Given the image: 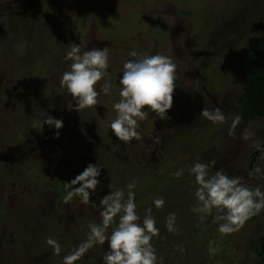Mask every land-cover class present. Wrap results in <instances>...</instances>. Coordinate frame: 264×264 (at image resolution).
I'll return each instance as SVG.
<instances>
[{"label": "rangeland", "instance_id": "obj_1", "mask_svg": "<svg viewBox=\"0 0 264 264\" xmlns=\"http://www.w3.org/2000/svg\"><path fill=\"white\" fill-rule=\"evenodd\" d=\"M181 10L190 13L180 15ZM263 12L264 0H0V264H62L63 256L86 239L89 224L100 222L104 206L95 202L111 191L97 186L89 203L78 196L66 202L63 182L99 161L101 170H112L104 176L114 188L139 178L132 164L154 171L155 178L184 169L176 177L184 200L177 195V204L155 208L152 199L160 194L153 192L145 202L160 229L150 241L157 264H264V209L227 235L216 224L195 229L198 233L176 229L177 238L162 234L170 213L196 206L197 185L188 169L197 160L215 162L210 174L221 170L264 191V119L236 120L234 102L244 52L259 35ZM219 19L226 22L228 46L221 39L225 31L214 26ZM70 43L82 51L107 46L113 88L97 97V105L76 109L73 102L68 108L71 101L60 79L70 63L65 59ZM130 50L171 57L176 87L168 119L150 114L139 122V137L125 142L112 136L108 125L116 115L112 104L119 100L118 79L123 63L132 59ZM193 51H199L200 60ZM206 77L223 84L214 89ZM102 83L97 82L98 91ZM203 107L220 108L224 121L199 118ZM48 115L63 121L58 138L47 125L39 127V119ZM253 158L259 177L249 171ZM136 212L142 221L144 206ZM47 237L59 242V253L45 243ZM210 240L219 246L211 256ZM252 248L262 250L261 259ZM106 250L107 242L94 245L74 264H101Z\"/></svg>", "mask_w": 264, "mask_h": 264}, {"label": "clouds", "instance_id": "obj_2", "mask_svg": "<svg viewBox=\"0 0 264 264\" xmlns=\"http://www.w3.org/2000/svg\"><path fill=\"white\" fill-rule=\"evenodd\" d=\"M66 48L65 59L70 63L62 73L60 84L70 98L68 108L73 102L76 109L97 105V97L101 93L110 95L113 88L107 78V46L82 51L79 44L70 43ZM128 56L132 59L123 63L118 79L119 100L112 104L116 115L108 125L112 136L125 142L139 137V122L150 114L161 120L168 119L167 111L172 106V94L176 87V64L171 57L160 53L138 54L135 50H130ZM102 79L98 91L96 85ZM199 118L216 123L224 121L225 116L218 107H203ZM235 119L239 120V117ZM38 123L41 130L45 125L53 129L54 138H58L59 129L63 126L61 119L51 115L40 118ZM214 163L197 160L188 169L197 185L193 194L197 203L192 211L212 214L211 221L217 225V231L227 235L238 231L250 217L264 209V191L259 186L249 187L242 183L240 177L228 176L221 170L210 174V166ZM256 171L259 172V169ZM183 172V168H178L174 175L180 177ZM100 174L101 166L89 163L73 179L63 182L66 189L64 200L67 202L78 196L82 204L89 203L100 184ZM135 186L136 181L133 180L125 186L126 195L124 189L117 188L100 198V204L104 206L100 222L89 224L86 239L63 256L62 264H74L94 245L103 246L105 242L107 250L103 251L101 264H157V253L150 241L160 229L156 227L151 207L145 210L142 222H138L141 218L136 212ZM164 203L163 197L152 199L155 208L162 207ZM200 219L204 216L201 215ZM174 221L175 214L170 213L165 221L170 232L176 231ZM45 243L54 252H60L61 246L53 237H47ZM214 243L211 240L208 243L210 256L219 252V246H213ZM179 250L183 251L182 248Z\"/></svg>", "mask_w": 264, "mask_h": 264}, {"label": "trees", "instance_id": "obj_3", "mask_svg": "<svg viewBox=\"0 0 264 264\" xmlns=\"http://www.w3.org/2000/svg\"><path fill=\"white\" fill-rule=\"evenodd\" d=\"M193 0H188V3ZM86 9L88 8L89 2L86 3ZM90 6V5H89ZM190 11H182L180 12V15H187L189 14ZM224 24H226V22L224 20H218V23H214V26L216 25H220V27L222 28L221 31H225V37L223 36L221 39H223L222 42H226V44L224 46H228L231 41V39H229L230 37L228 36V33H226V29H223ZM259 35L257 37H255L254 39L250 40V43L248 45V47L245 49V64L244 67L241 71V84L237 90V97L234 99L235 102V112L237 114V116L239 117L240 121L244 124L251 122L252 120L255 119H264V12L262 14V21L259 24ZM208 32L210 31L209 27L207 28ZM216 30V29H215ZM220 30L214 31L215 34L219 33ZM212 32V31H211ZM207 35V32H206ZM230 40V41H229ZM212 42L214 40H211ZM232 42V41H231ZM191 44V43H190ZM207 48H205V50H203V52H206ZM225 50V49H224ZM194 52V51H193ZM199 51H195V59H201L198 55ZM191 53V52H190ZM192 54V53H191ZM197 54V55H196ZM204 54L205 56H207V52L205 53H201ZM223 53L221 52L219 54L222 55ZM193 55V54H192ZM212 55V54H211ZM211 55H209V59L211 58ZM198 57V58H197ZM218 57V56H216ZM218 57V58H219ZM211 61V60H210ZM210 63V62H209ZM226 67H225V72L228 69L229 66V61H227L225 63ZM212 73L215 70L214 67H212ZM208 79V80H207ZM205 80L211 81L212 83L210 84L212 88H216L218 86H221V80L220 82H216L215 80L212 81V79L206 77ZM188 122L187 119L183 120ZM252 160V159H251ZM99 166H104L103 164H101V162L99 161V163H96ZM137 166L135 167L134 164H132V169H136L140 174L139 178L138 177H132L133 180L136 181V186L133 189V191L135 192V203L137 205V208H141V206H144V210H146V206H145V202L146 200L151 196V194H153V192L160 194L159 197H163V199L165 200L164 205H172V204H177L178 201H180V197L181 200H184V198L182 197V185L179 184L176 176L174 175V177H171L170 173H165L163 174L160 173V176H157V178H155V174L154 171L153 172H149L146 167L143 166H139V164H136ZM148 166V165H146ZM254 166V164H253ZM253 166H252V170H253ZM108 166L104 167L105 169L101 170V174L98 177V179L100 180V184L98 185L99 188H103L102 191L104 192H108V191H112L115 190L117 188L114 187H110L108 184H105L106 182L110 184L109 180L110 178L108 177V181L105 180L104 175H107L108 173H111V171H106ZM151 167V166H150ZM121 171V173L124 174V172L126 171L125 168L123 167H119L117 168ZM109 170V169H107ZM187 173V172H186ZM116 174H114L113 176L115 177ZM109 176V175H108ZM132 179H128V180H132ZM70 180H67L65 182H68ZM120 181H114V186L119 185ZM126 184V183H125ZM125 184H122L119 188L120 189H124L125 193H127V189L125 187ZM62 185V184H61ZM180 189V190H179ZM101 191V192H102ZM165 193V194H164ZM163 195V196H162ZM179 196V199L176 196ZM103 197V196H102ZM96 205L100 204L99 202H95ZM181 204H183L181 202ZM175 214V228L176 229H181L183 232H197L195 231V229H204L206 225L211 226V227H215V223H212L211 221V217L207 218L205 217L204 220L205 222H202V219H200V217L197 219V215L196 213H194L193 211L190 212H186L185 210L181 211L180 209H176L174 212ZM203 215V213H201ZM213 214H215L213 212ZM201 216V215H200ZM257 215H254L252 217H250L248 220L249 221H254L255 217ZM200 220V221H199ZM140 222V221H139ZM142 222V221H141ZM165 225V224H164ZM165 233L164 236H166V238H173V235L175 237V232H170L166 229V226H164V230L162 232V234ZM177 238V237H175ZM60 240H64L62 238H59ZM261 242H263V239H260ZM252 250H254V252H256L257 256L260 257V259L263 256V252L261 249H257V248H252ZM197 261V260H196ZM201 261V260H200ZM201 264H204V261H201Z\"/></svg>", "mask_w": 264, "mask_h": 264}, {"label": "flooded vegetation", "instance_id": "obj_4", "mask_svg": "<svg viewBox=\"0 0 264 264\" xmlns=\"http://www.w3.org/2000/svg\"><path fill=\"white\" fill-rule=\"evenodd\" d=\"M262 143H264V142H262ZM263 145H264V144H263ZM263 145H262V146H263ZM254 162H255V158H253V159L251 160V163H250V164H252V166H253ZM250 164H249V166H250ZM252 166H251V169H249V171H250L253 175L259 177V175H258L255 171L252 170ZM253 167H254V166H253Z\"/></svg>", "mask_w": 264, "mask_h": 264}, {"label": "water", "instance_id": "obj_5", "mask_svg": "<svg viewBox=\"0 0 264 264\" xmlns=\"http://www.w3.org/2000/svg\"><path fill=\"white\" fill-rule=\"evenodd\" d=\"M263 138H264V133H263ZM251 166H252V164H250L249 169H251Z\"/></svg>", "mask_w": 264, "mask_h": 264}]
</instances>
